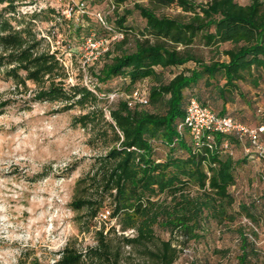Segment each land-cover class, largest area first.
Instances as JSON below:
<instances>
[{
  "label": "trees",
  "instance_id": "obj_1",
  "mask_svg": "<svg viewBox=\"0 0 264 264\" xmlns=\"http://www.w3.org/2000/svg\"><path fill=\"white\" fill-rule=\"evenodd\" d=\"M21 1L0 0V72L13 80L17 92L30 91L24 103L57 102L56 112L79 108L73 125L81 126L89 134V143L102 148L91 170L76 181L73 209L85 211L84 217L92 222L103 208H110V216L119 220L123 231L136 229L137 236L125 237L128 243L145 245L159 239L155 250L145 248L159 264H172L179 257L174 239L184 245L200 242L215 226L237 232L240 264L257 257L251 237L257 232L234 225L241 217L257 224L264 221V202L254 197L237 204L232 187L249 157H264L252 152L236 158L232 146L248 142L234 133L209 129L198 144L188 129L179 131V124L192 97L221 116L245 122L231 113L230 101L233 94H244L240 82L257 87L264 77V0L136 2L144 25L132 42L128 36L113 41L102 56L87 63L96 80L94 88L83 82L68 83L70 72L60 51L52 49L35 28L40 14L22 13ZM173 5L193 14L180 18L157 13L158 8ZM132 13L128 9L117 19L118 26L109 24L107 32H130L126 21ZM198 37L206 46H232L221 50L225 59L205 62L191 49ZM189 62L197 65L163 78L167 69ZM147 78L154 79L147 87L149 102L130 105L127 95ZM115 81H121L124 90L113 87ZM98 91L118 96L109 102ZM15 103L0 101V115ZM104 228L97 230L98 247L83 252L66 246L58 264H81L87 258L104 261L109 251ZM158 231L168 232L170 238L162 239Z\"/></svg>",
  "mask_w": 264,
  "mask_h": 264
},
{
  "label": "rangeland",
  "instance_id": "obj_2",
  "mask_svg": "<svg viewBox=\"0 0 264 264\" xmlns=\"http://www.w3.org/2000/svg\"><path fill=\"white\" fill-rule=\"evenodd\" d=\"M80 1L85 2L84 12L76 10V2ZM195 1L200 4L208 0ZM238 1L247 4L251 0ZM136 2L147 4L145 0H22L18 9L22 13L40 14L34 21L35 28L40 36L46 37L52 49L60 51L70 72L68 83L83 82L94 88L96 80L87 63L95 60L86 41L91 35L111 38L97 15L101 13L108 24L116 27L117 19L128 9L132 10L126 21L132 30L118 31L132 42L145 22L135 9ZM71 6L74 10L70 13ZM157 13L180 18L193 14L176 5L158 8ZM79 25L80 32L76 30ZM231 46V43L206 46L198 37L191 49L205 62H212L225 59L221 50ZM196 65L189 62L167 69L163 78L168 80L175 73ZM220 82H223L221 78ZM153 83L154 79L147 78L138 87L146 89ZM239 85L244 94H233L231 113L247 123H264V77L257 87L250 82ZM30 86L34 87L32 83ZM112 86L124 90L121 81L113 82ZM105 93L98 91L101 97L112 102ZM30 95V91L17 92L13 80L0 72V101L17 100L0 115V264H58L60 252L66 246L83 252L98 247L97 230L103 225L108 257L102 262L87 258L81 264H159L145 253V248L155 250L160 245L159 239L145 245L128 243L125 237L137 236L136 229L123 231L119 220L110 216V208L101 210L108 218L98 216L92 222L84 217L85 211L73 209L76 181L91 170L102 148L89 143V134L81 126L73 125V117L81 112L79 108L56 112L57 102L24 103ZM231 151L236 158L248 154L245 145L235 144ZM232 191L237 204L254 197L264 202V160L249 157L239 169ZM239 224L250 233L253 229L257 232V235L251 233V237L256 241L259 255L249 264H264V221L257 224L241 217L234 226ZM158 234L162 239L170 238L168 232L158 231ZM238 240L236 231L216 226L200 242L184 245L176 238L174 244L180 251L172 264H240Z\"/></svg>",
  "mask_w": 264,
  "mask_h": 264
},
{
  "label": "built area",
  "instance_id": "obj_3",
  "mask_svg": "<svg viewBox=\"0 0 264 264\" xmlns=\"http://www.w3.org/2000/svg\"><path fill=\"white\" fill-rule=\"evenodd\" d=\"M73 10L74 6H71L69 12L71 13ZM76 10L84 12L85 2H76ZM97 16L106 28L111 29L101 13ZM123 37V33L112 30L111 38L91 35L87 39L86 44L91 50L93 59L97 60L103 53L109 50L111 42ZM117 96V93L110 94L111 100H114ZM127 98L130 105L135 103L147 104L149 102L148 89L136 87L127 95ZM185 129L189 130L190 135L198 144L209 129L224 133H234L241 141L248 142L245 146L247 153L256 152L259 157H264V124H248L237 121L229 115L221 116L209 106L203 104L197 97H192L189 100L184 119L179 124L180 132H183ZM225 145L226 147L228 146L227 143ZM210 147L212 148L213 145L210 144ZM99 217L102 219L108 218V214L101 212Z\"/></svg>",
  "mask_w": 264,
  "mask_h": 264
}]
</instances>
